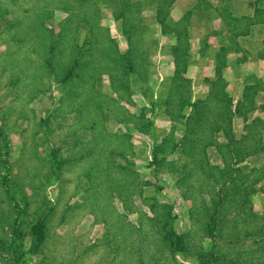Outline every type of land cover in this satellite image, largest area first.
Masks as SVG:
<instances>
[{
  "label": "rangeland",
  "instance_id": "rangeland-1",
  "mask_svg": "<svg viewBox=\"0 0 264 264\" xmlns=\"http://www.w3.org/2000/svg\"><path fill=\"white\" fill-rule=\"evenodd\" d=\"M134 1L0 0V264H264V0Z\"/></svg>",
  "mask_w": 264,
  "mask_h": 264
},
{
  "label": "trees",
  "instance_id": "trees-1",
  "mask_svg": "<svg viewBox=\"0 0 264 264\" xmlns=\"http://www.w3.org/2000/svg\"><path fill=\"white\" fill-rule=\"evenodd\" d=\"M167 0H164L163 3H165ZM135 1L134 0H129V8L130 6H132L131 4H134ZM159 10L157 12V19L158 22L161 24V26L163 28H166V19L168 18L169 14H163L162 12V7L163 6H158ZM256 11H259L258 9H256ZM134 27V24L131 23L129 24V32H132V29ZM128 62H129V72H133L134 67L136 65V62L132 56V50H129V58H128ZM231 98V97H230ZM241 101H239L237 103V105L235 106L236 108L233 110V99H229V104L227 102L226 108L223 111L222 114H220L218 116V118H215L213 120V122L209 123V118L206 115V108L204 105L199 104V103H192L191 106L194 107L195 106V113H192V116L190 118H188L187 122H186V127H185V133H184V137H186V139H188V134L193 133V132H197L199 131L201 128L205 127L206 124L210 125V128L212 129L209 131L212 135V133H215L214 131V127H218L221 129L222 125L224 127V132L227 134V139L233 141L235 139L234 134H233V129H232V121H233V116H234V112L241 114L242 110H241ZM246 122H247V129H248V134L245 135V138H250V137H255L256 135V131H257V127L258 125L262 124L263 125V121L261 118H255L252 121L249 118H245ZM150 125H152V122H150ZM217 129V128H216ZM0 133H2V130L0 129ZM215 138L213 136H210V139L212 141V139ZM8 141V138H7ZM9 143V142H7ZM178 146V145H177ZM160 147V145H159ZM249 150L245 151V154H248ZM159 149L154 148L153 151V162L157 163L159 158ZM54 161L56 163H58V158L56 155H54ZM233 177V176H232ZM233 182V183H232ZM231 184H234V178H231L230 180ZM249 187H253V185L250 186H246L245 187V204H249L250 202H252V194L254 193ZM220 205H224V198L221 199V204ZM218 212V211H217ZM214 231V228L211 229V232ZM32 232H33V236H34V243H33V247H32V252H37L39 251V249L42 247V245L45 243L46 241V237H47V224L45 222L44 219H39L32 227ZM15 242L18 241L21 238V232L19 230L18 227L15 228ZM184 236L182 235H178L177 236V240H176V246L178 247V249L183 250L184 249ZM6 248H11L13 250V252L15 253L16 259L18 264H23L25 263V261L23 260L22 256L20 255V248L19 245H16V243H14L13 245L10 246H5ZM199 264H204V262H200Z\"/></svg>",
  "mask_w": 264,
  "mask_h": 264
}]
</instances>
